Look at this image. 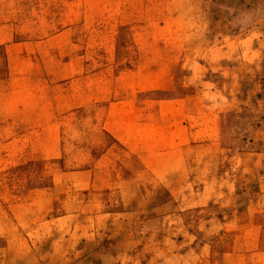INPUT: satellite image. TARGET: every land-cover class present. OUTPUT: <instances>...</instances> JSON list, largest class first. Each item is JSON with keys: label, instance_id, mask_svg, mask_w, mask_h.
Returning a JSON list of instances; mask_svg holds the SVG:
<instances>
[{"label": "rangeland", "instance_id": "rangeland-1", "mask_svg": "<svg viewBox=\"0 0 264 264\" xmlns=\"http://www.w3.org/2000/svg\"><path fill=\"white\" fill-rule=\"evenodd\" d=\"M0 264H264V0H0Z\"/></svg>", "mask_w": 264, "mask_h": 264}]
</instances>
